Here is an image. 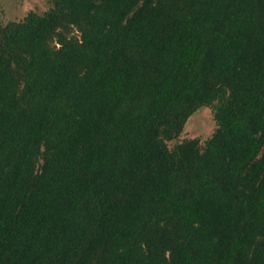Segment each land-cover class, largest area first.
<instances>
[{
	"label": "trees",
	"instance_id": "trees-1",
	"mask_svg": "<svg viewBox=\"0 0 264 264\" xmlns=\"http://www.w3.org/2000/svg\"><path fill=\"white\" fill-rule=\"evenodd\" d=\"M0 264H264V0L0 25Z\"/></svg>",
	"mask_w": 264,
	"mask_h": 264
},
{
	"label": "rangeland",
	"instance_id": "rangeland-1",
	"mask_svg": "<svg viewBox=\"0 0 264 264\" xmlns=\"http://www.w3.org/2000/svg\"><path fill=\"white\" fill-rule=\"evenodd\" d=\"M50 6V0H0V25L10 20H21L29 11L43 12ZM216 128L211 107H201L190 115L179 135V140L197 138L200 147ZM174 140L169 141L171 146Z\"/></svg>",
	"mask_w": 264,
	"mask_h": 264
}]
</instances>
